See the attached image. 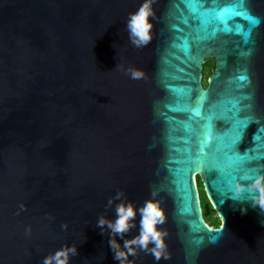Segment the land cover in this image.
<instances>
[{"label": "water", "instance_id": "water-1", "mask_svg": "<svg viewBox=\"0 0 264 264\" xmlns=\"http://www.w3.org/2000/svg\"><path fill=\"white\" fill-rule=\"evenodd\" d=\"M141 3L0 0V264H42L65 244L78 249L69 264H119L109 231L97 227L100 215L115 218L119 201L106 205L117 191L137 207L155 191L167 216L162 227L171 258L157 262L139 252L129 257L133 264H264V214L247 191L232 195L236 181L248 180L234 178L240 165L223 158L196 168L189 150L195 156L204 121L186 110L198 91L209 92L205 114L211 108L217 117L231 116L238 102L241 117L255 123L236 150L259 155L254 135L264 129V22L245 40L250 25L235 16L229 24L239 32L213 37L208 33L218 22L205 31L183 0H153L152 40L137 48L126 22ZM247 5L264 19V0ZM184 39L191 56L180 47ZM207 59L213 66L204 86ZM128 67L143 77L132 79ZM216 127L223 132L231 124L220 120ZM258 172L264 169L247 175ZM196 177L218 227L203 218ZM136 219L126 238L138 233Z\"/></svg>", "mask_w": 264, "mask_h": 264}, {"label": "clouds", "instance_id": "clouds-1", "mask_svg": "<svg viewBox=\"0 0 264 264\" xmlns=\"http://www.w3.org/2000/svg\"><path fill=\"white\" fill-rule=\"evenodd\" d=\"M152 4L153 0H142L138 9L129 14L126 30L129 41L134 47H146L152 40L153 24L150 17L155 16ZM123 70L132 79L143 77L140 69L128 67ZM247 180V185L236 181L232 188V195L239 198L243 192L247 191L250 193L251 206L258 207L260 213L264 214V172H258ZM156 196L157 193L153 191L152 198L145 200L143 205L137 207L130 201L126 202L122 191H117L114 197L109 198L106 205V207H112L114 201H119L115 204V218L110 220L104 215L97 218V227L100 228L101 233L103 234L105 229L109 231L108 244L113 252V259L119 261V264H133L129 257H135L139 252L152 255L157 262L171 258L166 242L168 231L162 227L166 223L167 216L160 200L155 199ZM23 207L21 205V209ZM240 211L241 214H245L247 209L241 207ZM137 215H139L138 233L131 238H126L127 234L137 227ZM261 223L264 225V220ZM62 227L67 228V225L64 224ZM27 231L30 232V229ZM117 237L123 239V246L118 242ZM76 255H78L77 246L65 244L44 256L42 264H69L71 257Z\"/></svg>", "mask_w": 264, "mask_h": 264}, {"label": "snow or ice", "instance_id": "snow-or-ice-1", "mask_svg": "<svg viewBox=\"0 0 264 264\" xmlns=\"http://www.w3.org/2000/svg\"><path fill=\"white\" fill-rule=\"evenodd\" d=\"M186 5L188 12L191 14L192 18L199 21L201 27L207 31L208 25L213 21L218 22V26L213 28L210 33L211 36H215L219 32L232 33L233 31H240L239 27L231 26L229 20L235 16H243L247 19L250 27L247 32L243 33L244 39L248 40L251 36V31L253 28L264 22V19L254 16L247 5V0H234L225 6H218L216 0H213V6L208 7L205 0H183ZM187 23V19H184ZM184 53L191 56V49L188 41L183 40L180 45ZM213 78H210V83ZM240 80H246V76H240ZM183 94H190L191 89H181L179 90ZM209 97L208 91H198V97L195 106L189 105L186 110L190 111L193 117H199L204 121L202 125V134L199 140L197 152L195 156L191 155L190 159L196 168L203 164H206L209 160H219L221 158L227 160L230 164L240 165L234 168L233 174L239 176L241 180H247V171L249 169L262 168L264 169V129L257 130L254 135L259 136L260 152L259 155H241L240 152L236 150V146L240 143L245 129L254 121L249 123L247 117H241V112L243 111L238 102H233V107L230 110L232 112L231 116L228 117H217L214 115L213 110L209 108L208 113L204 112L205 101ZM230 122L231 127L226 131L220 132L217 130V121ZM186 128L191 130V126L187 125ZM188 143L189 141H185ZM215 142V147H213ZM211 149V151H209ZM247 153V150L244 152ZM246 161H251L250 164L245 163ZM209 169V168H208ZM215 169V168H212ZM218 170V169H216ZM219 171V170H218Z\"/></svg>", "mask_w": 264, "mask_h": 264}, {"label": "trees", "instance_id": "trees-1", "mask_svg": "<svg viewBox=\"0 0 264 264\" xmlns=\"http://www.w3.org/2000/svg\"><path fill=\"white\" fill-rule=\"evenodd\" d=\"M211 71H212V63L210 60H208L205 63H203V68H202V74H203L202 83L204 86L206 85V79L210 75ZM196 183L198 187L203 218L209 226L218 227L220 225V219L217 216L212 205L210 204L208 198L206 197L199 177H196Z\"/></svg>", "mask_w": 264, "mask_h": 264}, {"label": "flooded vegetation", "instance_id": "flooded-vegetation-1", "mask_svg": "<svg viewBox=\"0 0 264 264\" xmlns=\"http://www.w3.org/2000/svg\"><path fill=\"white\" fill-rule=\"evenodd\" d=\"M208 60H210V59H207L206 61H208ZM206 61H205V62H206ZM210 61H211V60H210ZM205 62H204V63H205ZM211 63H212V61H211ZM212 66H213V63H212Z\"/></svg>", "mask_w": 264, "mask_h": 264}]
</instances>
